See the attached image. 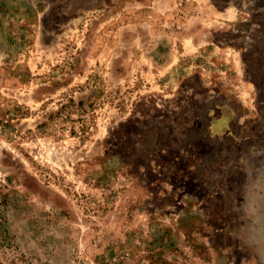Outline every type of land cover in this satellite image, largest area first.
<instances>
[{"label":"rangeland","instance_id":"rangeland-1","mask_svg":"<svg viewBox=\"0 0 264 264\" xmlns=\"http://www.w3.org/2000/svg\"><path fill=\"white\" fill-rule=\"evenodd\" d=\"M0 264H264V0H0Z\"/></svg>","mask_w":264,"mask_h":264}]
</instances>
